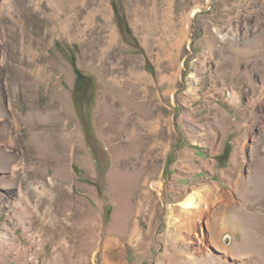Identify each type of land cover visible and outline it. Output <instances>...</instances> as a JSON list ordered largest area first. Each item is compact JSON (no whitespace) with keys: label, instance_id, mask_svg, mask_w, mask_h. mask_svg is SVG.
<instances>
[{"label":"rangeland","instance_id":"374dc122","mask_svg":"<svg viewBox=\"0 0 264 264\" xmlns=\"http://www.w3.org/2000/svg\"><path fill=\"white\" fill-rule=\"evenodd\" d=\"M4 1L0 264H264V0Z\"/></svg>","mask_w":264,"mask_h":264},{"label":"bare ground","instance_id":"6f19581e","mask_svg":"<svg viewBox=\"0 0 264 264\" xmlns=\"http://www.w3.org/2000/svg\"><path fill=\"white\" fill-rule=\"evenodd\" d=\"M3 2H5L4 0H3ZM7 157H5V156H3V155H0V159L1 160H5ZM1 163H3V161H0V164ZM16 168V165H14V169ZM198 194H196V196L195 195H192V196H189L183 203H181V204H183V208H184V210H186V211H196L197 213H200L201 215H203L204 214V211H203V206H202V202H201V199H199V198H197L198 196H197ZM188 211V212H189ZM195 212V213H196ZM194 213V214H195Z\"/></svg>","mask_w":264,"mask_h":264},{"label":"trees","instance_id":"16d2710c","mask_svg":"<svg viewBox=\"0 0 264 264\" xmlns=\"http://www.w3.org/2000/svg\"><path fill=\"white\" fill-rule=\"evenodd\" d=\"M119 24H120L121 26H123L121 20H119ZM123 27H125V26H123ZM126 28H127V26H126Z\"/></svg>","mask_w":264,"mask_h":264}]
</instances>
